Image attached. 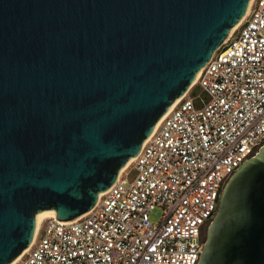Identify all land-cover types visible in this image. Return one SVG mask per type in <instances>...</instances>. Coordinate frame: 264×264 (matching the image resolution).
Returning a JSON list of instances; mask_svg holds the SVG:
<instances>
[{"label": "water", "instance_id": "water-1", "mask_svg": "<svg viewBox=\"0 0 264 264\" xmlns=\"http://www.w3.org/2000/svg\"><path fill=\"white\" fill-rule=\"evenodd\" d=\"M250 0H0V264L139 153ZM198 264H264V147L232 175Z\"/></svg>", "mask_w": 264, "mask_h": 264}, {"label": "built area", "instance_id": "built-area-1", "mask_svg": "<svg viewBox=\"0 0 264 264\" xmlns=\"http://www.w3.org/2000/svg\"><path fill=\"white\" fill-rule=\"evenodd\" d=\"M199 73L95 206L41 221L12 264L199 263L225 185L264 147V0Z\"/></svg>", "mask_w": 264, "mask_h": 264}, {"label": "bare ground", "instance_id": "bare-ground-1", "mask_svg": "<svg viewBox=\"0 0 264 264\" xmlns=\"http://www.w3.org/2000/svg\"><path fill=\"white\" fill-rule=\"evenodd\" d=\"M252 2H253V0H250V2H249V5H248V8H247V10H246V12H245V15L243 16V18L241 19V21L229 32V34H228V37L227 38H229L231 35H232V33L240 26V24L242 23V21H243V19L245 18V16L248 14V12H249V9H250V6H251V4H252ZM199 74L200 73H198V75L196 76V78H195V80H194V82H193V84L190 86V87H192L195 83H196V81H197V79H198V77H199ZM178 103V100L174 103V105H176ZM173 105V106H174ZM173 106L170 108V109H172L173 108ZM169 109V110H170ZM169 112V111H168ZM167 112V113H168ZM166 113V114H167ZM165 114V115H166ZM164 115V116H165ZM164 116L159 120V122L156 124V126L161 122V120L164 118ZM155 126V127H156ZM133 160L134 159H131V160H129V162L124 166V168L120 171V173H119V176L121 175V173H123V171L133 162ZM118 176V177H119ZM102 194H99V196H98V198H100V196H101ZM46 218H55V216H54V214L53 213H44V214H40V215H38L37 216V225H36V231H37V228H38V226H39V224L41 223V221H43L44 219H46ZM33 241H34V237H33V240H32V242H31V244L29 245V247L15 260V261H13L12 263H15L21 256H23L25 253H27V251H29V249L31 248V246H32V244H33Z\"/></svg>", "mask_w": 264, "mask_h": 264}, {"label": "rangeland", "instance_id": "rangeland-1", "mask_svg": "<svg viewBox=\"0 0 264 264\" xmlns=\"http://www.w3.org/2000/svg\"><path fill=\"white\" fill-rule=\"evenodd\" d=\"M192 92H193V94L195 95V94H199V89H198V87L197 86H194L192 89ZM162 210L161 209H159V208H156V209H154L150 214H149V219H150V222L152 223V224H157V223H159L160 221H161V219H162Z\"/></svg>", "mask_w": 264, "mask_h": 264}]
</instances>
